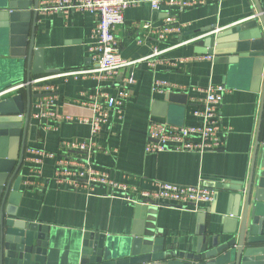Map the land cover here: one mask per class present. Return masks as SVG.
<instances>
[{
    "label": "crops",
    "instance_id": "0c3cea01",
    "mask_svg": "<svg viewBox=\"0 0 264 264\" xmlns=\"http://www.w3.org/2000/svg\"><path fill=\"white\" fill-rule=\"evenodd\" d=\"M54 1L40 0L39 6ZM259 1L264 7V0ZM166 10L163 7L155 11L148 1L126 10V22L116 33L123 58L140 59L153 52L155 47L166 49L182 40L204 38L211 34L212 30L209 29L213 26H217L218 30L232 28L250 20L257 13L255 0H207L201 6L174 7L172 13L187 27L182 33L171 34L161 42L154 28L164 23ZM39 13L35 50L42 51L45 72L33 78L50 77L40 86L52 84L55 89L52 94L42 88L32 90L34 94H42L41 97L51 95L53 109L72 119L60 122L57 129H53V121L44 120L47 125H42L39 119L31 115L26 156L21 168L23 181L18 214L26 220L49 225L47 264H77L85 232L111 236L131 233L135 224L136 204L120 197H111L113 189L110 186L89 189L54 179L57 161L62 155L61 143L90 139V124L80 118L93 115L90 106L93 96L98 92L115 95L118 86L113 84L114 81L101 80L93 75L57 76L62 72L95 66L89 51L97 25L94 13ZM146 23L150 26L144 27ZM2 39L0 33V41ZM197 40L164 53L170 58L190 57L183 64L139 62L135 66L137 81L131 97L125 103L122 118L113 114L96 137L99 148L92 156L95 165L128 186L129 191L154 189L156 181L191 186L206 182L237 186L251 172L257 138L256 171L261 169L260 165L264 162V109L260 119L264 79L261 88L254 90L252 75L247 67L231 63L235 55L212 54L213 60L197 58L206 54L203 52L205 47L197 45ZM219 46L224 47V43ZM0 62V84H8L23 75L20 68H17L18 72L12 71L14 68L10 57H2ZM209 84L226 87L220 109L223 125L228 128L224 149L203 154L147 152L150 119L177 126L196 124L194 110L205 97V92L200 88H206ZM41 97L35 98L33 105ZM30 148L57 155L53 158L42 157L30 152ZM68 156L80 158L85 154L69 152ZM37 157H42L41 164L33 160ZM214 189L213 201L202 204L199 210L177 205H150L146 227L165 238L167 246L180 251H193L204 237L210 238L213 233L223 229L214 212L225 206L230 190Z\"/></svg>",
    "mask_w": 264,
    "mask_h": 264
},
{
    "label": "water",
    "instance_id": "95a60500",
    "mask_svg": "<svg viewBox=\"0 0 264 264\" xmlns=\"http://www.w3.org/2000/svg\"><path fill=\"white\" fill-rule=\"evenodd\" d=\"M39 2L0 0L3 35L0 61L2 57H10L12 71L23 70L21 77L0 84V92L25 84L0 98V264H47L49 225L26 220L18 214L23 181L21 168L26 156L33 100L42 96L33 93L31 81L45 72L42 51L35 50L34 39L40 16ZM255 3L257 13L250 20L224 30L213 26L209 29L211 34L198 39L197 45L204 46L206 54L235 55L231 63L247 67L252 75V88L259 90L264 79V7L259 0ZM222 43L224 47L219 46ZM263 109L264 97L260 119ZM258 145L259 138L251 172L237 186L205 183L229 189L230 193L225 206L214 212L223 225L222 231L210 238L204 237L193 251L167 246L165 238L146 227L149 206L154 203H140L136 204L135 224L130 234L111 236L85 232L77 264H264V162L256 171Z\"/></svg>",
    "mask_w": 264,
    "mask_h": 264
},
{
    "label": "built area",
    "instance_id": "2783aa9c",
    "mask_svg": "<svg viewBox=\"0 0 264 264\" xmlns=\"http://www.w3.org/2000/svg\"><path fill=\"white\" fill-rule=\"evenodd\" d=\"M150 2L153 10L159 11L165 7L166 17L161 26L155 27L158 40L163 42L169 35L182 33L187 24L177 20L172 13L174 7L201 6L207 0H56L52 3L39 6V12L51 13L56 11L68 14L71 11H89L96 15L97 25L93 33L89 51L92 60L96 63L93 68L62 72L59 77L78 75H93L101 80L114 81L118 86L115 95L98 92L90 101L93 115L89 118H80L90 124L91 136L89 140L74 142L63 141L60 146L61 157L57 161L55 177L57 182H67L75 187L110 186L113 191L111 197H120L132 204H148L150 202L161 205H177L193 210H199L202 204H208L214 199L216 190L205 184L195 186L181 185L166 181H156L154 189L128 190V186L115 180L107 171L99 169L92 156L99 148L96 137L103 127L110 121L113 114L122 118L126 101L131 97L132 88L136 84L135 66L142 61H162L169 65L183 64L190 57L170 58L164 53L173 47L182 46L201 37L182 40L175 46L166 49L155 47L148 56L140 59L127 60L121 55V44L117 39V31L126 22L125 12L128 8L143 2ZM253 1V0H252ZM144 24V27H149ZM199 59L213 60L214 55H198ZM50 77H40L31 81L32 88H42L46 92H54V85L40 83L48 81ZM25 84L15 85L0 92V98L23 88ZM205 92L201 104L194 110L197 123L194 125L177 126L166 121L150 119L148 126V142L146 151L158 153L163 151L174 152H216L224 149L228 128L224 127L221 106L223 104L226 87L209 84L200 88ZM32 117L39 119L42 125L44 120L53 121V129L63 121H69L71 116L57 113L53 109V98L44 96L36 100ZM49 128V126H45ZM33 154L42 157H55L57 154L45 150L30 148ZM81 152L84 157H69L68 153ZM73 156V155H72ZM42 157L33 160L41 164Z\"/></svg>",
    "mask_w": 264,
    "mask_h": 264
}]
</instances>
